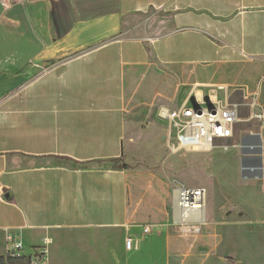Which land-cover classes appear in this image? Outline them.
<instances>
[{
  "label": "crops",
  "instance_id": "obj_1",
  "mask_svg": "<svg viewBox=\"0 0 264 264\" xmlns=\"http://www.w3.org/2000/svg\"><path fill=\"white\" fill-rule=\"evenodd\" d=\"M150 11L162 14L155 25ZM197 91L237 110L229 141L243 154L259 145L242 161L264 177V119L252 117L264 113V0H0V255L8 232L27 253L51 239L47 264L58 252L72 264L201 254L165 227L143 235L172 219L169 194L160 181L137 194L121 164L131 131ZM83 232L94 236L86 252L74 245Z\"/></svg>",
  "mask_w": 264,
  "mask_h": 264
},
{
  "label": "rangeland",
  "instance_id": "obj_2",
  "mask_svg": "<svg viewBox=\"0 0 264 264\" xmlns=\"http://www.w3.org/2000/svg\"><path fill=\"white\" fill-rule=\"evenodd\" d=\"M161 15V12L150 11L143 19L150 18L155 25ZM165 132L164 121L151 129L145 125L142 132L131 131L121 164L138 176L137 194L149 183L160 181L165 185L169 194L167 212L170 218L164 215L163 220H170L173 213L172 189L175 183L205 188L206 220L199 228L184 230L164 225V221L160 224L148 222L146 224L153 225L152 233L162 235L161 229L165 227L166 236L183 237L194 247L202 246L201 254L198 255V250L183 264H264V177H260L263 170L259 166L248 170L242 161L243 156L258 155L259 145H251L256 148L243 154L234 149L238 145L228 139L222 142V145L229 146L228 149L221 147L204 153L173 154L163 139ZM79 237L78 243L74 244L76 249L88 251L94 236L83 232ZM66 243L60 249L68 247ZM63 257L58 252L57 261L50 264H72Z\"/></svg>",
  "mask_w": 264,
  "mask_h": 264
},
{
  "label": "built area",
  "instance_id": "obj_3",
  "mask_svg": "<svg viewBox=\"0 0 264 264\" xmlns=\"http://www.w3.org/2000/svg\"><path fill=\"white\" fill-rule=\"evenodd\" d=\"M8 3L9 0H1ZM158 117L166 122L164 135L167 148L173 154L181 152H210L234 135V125L238 120L237 110L232 106H222L212 98V103L197 91L196 102L191 100L178 107L161 106ZM253 118L264 119L262 111H254ZM173 213L171 223L166 225L184 228L198 227L206 220L207 190L203 187H189L180 183L173 186ZM4 188L0 186V196ZM153 225H143V235L151 234ZM51 239L45 238L39 245L26 252L23 238L13 232L6 234V251L0 255V264H47V252ZM134 238H126L127 250L134 248Z\"/></svg>",
  "mask_w": 264,
  "mask_h": 264
},
{
  "label": "bare ground",
  "instance_id": "obj_4",
  "mask_svg": "<svg viewBox=\"0 0 264 264\" xmlns=\"http://www.w3.org/2000/svg\"><path fill=\"white\" fill-rule=\"evenodd\" d=\"M255 146H250V149H255ZM250 170H254V169H250Z\"/></svg>",
  "mask_w": 264,
  "mask_h": 264
},
{
  "label": "water",
  "instance_id": "obj_5",
  "mask_svg": "<svg viewBox=\"0 0 264 264\" xmlns=\"http://www.w3.org/2000/svg\"><path fill=\"white\" fill-rule=\"evenodd\" d=\"M195 102H196V98H195ZM209 102L212 103V99L211 98H209Z\"/></svg>",
  "mask_w": 264,
  "mask_h": 264
}]
</instances>
